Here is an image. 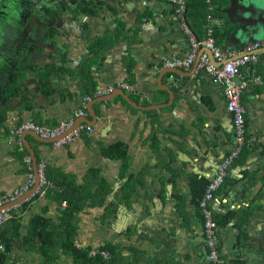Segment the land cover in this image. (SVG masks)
Returning a JSON list of instances; mask_svg holds the SVG:
<instances>
[{"label":"crops","instance_id":"obj_1","mask_svg":"<svg viewBox=\"0 0 264 264\" xmlns=\"http://www.w3.org/2000/svg\"><path fill=\"white\" fill-rule=\"evenodd\" d=\"M5 1L0 194L27 183V157L34 171V157L45 162L46 175L62 185L59 192L41 190L26 199L35 185L12 205L11 219L0 226L3 264H82L66 246L73 234L76 249V243L84 249L113 247L111 264H264V47L243 70L245 157L241 153L212 202L220 241V262L213 263L200 200L232 150L233 122L223 86L212 76L195 67L164 66L190 49L175 4L37 0L38 9L31 0ZM85 7L96 15L82 13ZM209 10L204 27L201 15L194 18L197 38L212 29L223 51L264 41V0H212ZM98 37L115 43L101 50L90 76L77 68ZM24 63L30 71L22 93L8 95L10 73ZM48 66L56 68L45 87L40 73ZM91 77L96 91H114L87 102ZM80 109L87 117L75 118L76 124L87 118L94 130L67 145L56 148L36 134L23 138L26 132L11 138L24 122L55 126ZM118 144L122 150L111 149ZM64 191L73 203L69 208L60 200Z\"/></svg>","mask_w":264,"mask_h":264},{"label":"built area","instance_id":"obj_2","mask_svg":"<svg viewBox=\"0 0 264 264\" xmlns=\"http://www.w3.org/2000/svg\"><path fill=\"white\" fill-rule=\"evenodd\" d=\"M161 1V0H159ZM175 4L174 15L180 21L184 33L189 37L190 49L183 57L167 58L164 61V66L168 68H186L195 67L198 71H203L212 76L217 82L223 86L224 96L227 101L228 110L232 116L234 143L231 152L218 165V170L215 177L210 181L204 192L200 207L204 214V235L205 242L208 247V259L213 263L220 262L219 236L218 225L214 218L212 210V202L217 199V193L225 182L229 170L233 167L236 160L240 157L244 147L247 144V110L243 104V93L248 86L247 80L244 79L243 70L250 63L259 60V51L264 47V41L252 42L243 47L223 51L216 45L213 38V30L209 29L207 37L199 40L188 24L186 17L187 1L171 0ZM209 1V0H207ZM38 9L42 6L41 3L34 1ZM202 49H206L202 51ZM88 53V52H87ZM215 59V60H214ZM239 79V80H238ZM114 88L98 89L96 96H104L112 93ZM91 97H86V101H90ZM86 105V104H84ZM85 107V106H84ZM87 113L85 109L76 111L74 119L67 122L58 123L55 126L39 125L34 122H24L20 126L14 128L11 132V138L21 136L25 132H33L43 140L53 142L54 147H62L71 143L83 132H92L94 128L88 123L76 124L75 118H85ZM28 169L27 183L9 194H0V226L7 222L12 217V211L16 206H12L18 198L36 185V172L32 168L31 158L25 159ZM47 164L45 162L38 164L39 187L31 191L29 197H33L39 191L56 190L61 191V187L49 180L46 175ZM63 205H67L64 201ZM78 249L87 250L90 258L98 259L100 264H111V253L101 247H91L84 249L80 244L76 243ZM0 245V249H1Z\"/></svg>","mask_w":264,"mask_h":264},{"label":"trees","instance_id":"obj_3","mask_svg":"<svg viewBox=\"0 0 264 264\" xmlns=\"http://www.w3.org/2000/svg\"><path fill=\"white\" fill-rule=\"evenodd\" d=\"M211 3H212V0H211V2H208L207 0H188V2H187L186 17L188 20V24H189L190 28L192 29V31L194 33H196L197 35H198V33L196 31V28H198L199 26H197L195 24L194 18H195V16H198V14L201 15V17H202L201 25H202V27H204V25L207 24V22H208V15L211 13V11L209 10L211 7ZM81 12L84 14L92 15V16L96 15V11L94 9H91L90 7L83 8L81 10ZM207 32H208V30H207ZM203 38L198 37L199 40H202ZM213 38L215 39V42H217L218 38H217V35L215 33H213ZM113 43H115V41H112L110 38L105 39L103 37H98V38L94 39L88 47L89 53L86 55V57L83 58L79 67L77 68V70L81 69L90 75L91 74V68L97 63L98 55L102 54V52H103L101 50H105L110 45H113ZM55 68H56L55 66H48L45 68V70H44L45 72L44 71H42V73L39 72L40 77L42 79V83L45 87H47L50 84L51 76L55 74V72H53ZM29 71H30V69H28V67L25 63L22 65H17L15 67L14 71H12V73H10L11 82H10V85L8 86V89L6 92L8 95L19 96V94L22 93V87H23V84L25 82L26 75ZM95 92H96V89H95V85H94V80L92 78L90 81L87 82L86 93L92 99H94L96 97ZM122 148H123V145H121V144L114 145L111 147L112 150L115 149L116 151L122 150ZM109 154L111 155V152ZM118 156L124 157L125 156L124 152H122ZM244 157H245V151L242 153V156L240 157V159L242 160ZM48 179H49V177H48ZM49 180H51V179H49ZM56 182L59 183L57 180H56ZM57 183H55V184L61 187L62 184L59 185L60 183L59 184H57ZM69 196L70 195L66 191H64L60 195V200L66 201L68 204V208H69V206H71L73 204L72 200L70 199ZM77 209H79V207H77ZM64 222L68 224L67 219H65ZM33 223H34V225H39V224H37V221H33ZM2 241L7 243L6 246H9V243H10L9 239L5 240V238L2 236ZM50 243L53 244L52 242H50ZM66 246H67V248H69V250L72 251V253L76 257V260L81 262L82 264H100L98 259L90 258L88 256L87 250L76 249V247H74V234H73V237L70 238L66 242ZM101 248L108 250L111 253V256L114 257L115 251H114L113 247L103 246ZM42 250L44 251V254L46 256H48L50 254V252L48 251V247H46V248L42 247ZM3 260H4V258L0 254V264H3Z\"/></svg>","mask_w":264,"mask_h":264},{"label":"water","instance_id":"obj_4","mask_svg":"<svg viewBox=\"0 0 264 264\" xmlns=\"http://www.w3.org/2000/svg\"><path fill=\"white\" fill-rule=\"evenodd\" d=\"M1 1V0H0ZM31 2H33L34 3V1L33 0H31ZM35 4V3H34ZM215 60V59H214ZM182 85H184V84H182ZM86 120V122L88 123L89 121H88V119L86 118L85 119ZM35 135V133H33V132H26V134H24L23 135V138L25 137L26 138V135ZM36 136L37 137H39L37 134H36ZM40 138V137H39ZM43 141H49V140H43ZM52 142V141H51ZM34 164H35V172H36V177H37V182H36V186H37V188L39 187V175H38V172H37V169H38V160H37V158L36 157H34ZM30 195V194H29ZM29 197V196H28ZM27 197V198H28ZM26 198V199H27ZM16 204H18V203H16Z\"/></svg>","mask_w":264,"mask_h":264},{"label":"flooded vegetation","instance_id":"obj_5","mask_svg":"<svg viewBox=\"0 0 264 264\" xmlns=\"http://www.w3.org/2000/svg\"><path fill=\"white\" fill-rule=\"evenodd\" d=\"M1 1H3V2H1ZM1 1H0L1 3H4L3 6L7 3L5 0H1Z\"/></svg>","mask_w":264,"mask_h":264}]
</instances>
